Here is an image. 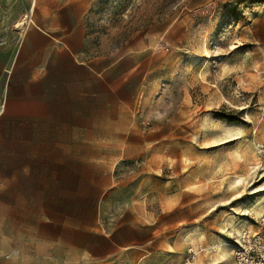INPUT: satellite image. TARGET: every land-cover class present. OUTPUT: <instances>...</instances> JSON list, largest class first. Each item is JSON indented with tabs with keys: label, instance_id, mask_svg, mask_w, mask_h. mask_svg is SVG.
<instances>
[{
	"label": "rangeland",
	"instance_id": "rangeland-1",
	"mask_svg": "<svg viewBox=\"0 0 264 264\" xmlns=\"http://www.w3.org/2000/svg\"><path fill=\"white\" fill-rule=\"evenodd\" d=\"M87 3L79 60L107 69V85L74 175L111 189L76 179L73 222L110 231L134 214L155 227L153 253L113 264H237L241 232H264V0ZM23 206L0 176V264H97L53 246Z\"/></svg>",
	"mask_w": 264,
	"mask_h": 264
},
{
	"label": "crops",
	"instance_id": "crops-1",
	"mask_svg": "<svg viewBox=\"0 0 264 264\" xmlns=\"http://www.w3.org/2000/svg\"><path fill=\"white\" fill-rule=\"evenodd\" d=\"M6 1L9 10L1 3ZM33 1L0 0V17L6 18L0 21L2 181L9 195L24 205L20 218L44 223L42 234L53 246L97 264L120 258L141 263L145 253L155 251L156 230L134 214L133 220L110 231L76 227L73 222L74 202L69 197L76 179L103 193L111 189L109 182L98 185L87 175H74L75 156L90 153L91 109L99 106V89L103 86L104 94L107 85V69L96 71L79 60L90 43L89 4L43 0L34 18ZM21 17L28 19L23 29L18 28ZM92 81L98 85L93 100Z\"/></svg>",
	"mask_w": 264,
	"mask_h": 264
},
{
	"label": "built area",
	"instance_id": "built-area-1",
	"mask_svg": "<svg viewBox=\"0 0 264 264\" xmlns=\"http://www.w3.org/2000/svg\"><path fill=\"white\" fill-rule=\"evenodd\" d=\"M237 264H264V232L244 230L235 242Z\"/></svg>",
	"mask_w": 264,
	"mask_h": 264
},
{
	"label": "bare ground",
	"instance_id": "bare-ground-1",
	"mask_svg": "<svg viewBox=\"0 0 264 264\" xmlns=\"http://www.w3.org/2000/svg\"><path fill=\"white\" fill-rule=\"evenodd\" d=\"M27 17V16H26ZM29 18V17H28ZM28 23V19L27 18H24V19H22L20 22H19V24H18V28L19 29H23L24 28V26L26 25ZM243 182V181H242ZM241 183V182H240ZM239 183V184H240ZM259 207H258V210H257V214L259 215V216H261V215H263L264 214V199H263V202L260 204V205H258ZM196 240H195V236L194 235H191V236H189L187 239H186V242H192V243H194ZM169 250L172 252L173 250H172V248H169Z\"/></svg>",
	"mask_w": 264,
	"mask_h": 264
}]
</instances>
